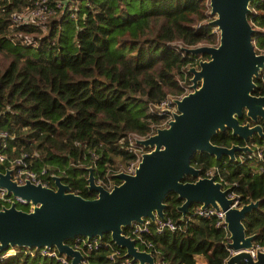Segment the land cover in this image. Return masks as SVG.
Instances as JSON below:
<instances>
[{"label": "trees", "instance_id": "16d2710c", "mask_svg": "<svg viewBox=\"0 0 264 264\" xmlns=\"http://www.w3.org/2000/svg\"><path fill=\"white\" fill-rule=\"evenodd\" d=\"M30 2L0 0V130L8 134L3 151L9 157L26 151L31 167H48L43 177L48 186H54L52 174H57L72 191L94 197L96 192L87 188V167H93L96 179L118 181L112 173L134 157L127 135L148 136L161 119L149 111V104L180 94L190 82L187 69L199 55L183 47L218 42V30L209 22V0H76L74 18L68 9L54 6L42 20L11 25L10 14ZM48 2L52 5L53 0ZM249 7L253 41L256 50L264 52V0H252ZM254 82L253 93L263 95L264 68ZM247 120L254 123L245 114L239 119ZM258 122L264 130L263 119ZM262 139L254 133L245 141L226 128L213 134L211 141L230 146ZM239 154L238 150L235 158L216 159L196 151L191 164L200 175L218 166L223 183L236 182L232 187L241 204L258 200L243 224L247 234H254V244H261L264 173L255 171L249 159H239ZM7 166L8 162L0 164V170ZM182 201L175 192L164 197L165 216L183 229L151 228L142 235L151 246L139 239L136 245L150 251L160 264H197L198 255L206 264H225L231 254L228 230L217 225L214 216L191 215L199 203L181 217L177 207ZM19 206L29 209V204ZM129 230V225L123 227L124 233L130 234ZM98 238L107 244L80 247V264H122L124 249L109 233ZM66 242L74 245V239ZM14 247V253L11 248L7 250L11 254L0 257V264H63L35 248ZM113 250L118 253L111 258ZM128 258L130 264H139Z\"/></svg>", "mask_w": 264, "mask_h": 264}, {"label": "water", "instance_id": "95a60500", "mask_svg": "<svg viewBox=\"0 0 264 264\" xmlns=\"http://www.w3.org/2000/svg\"><path fill=\"white\" fill-rule=\"evenodd\" d=\"M251 1L209 0V22L218 30V42L183 47L187 53L206 56L187 69L191 90L173 98L175 109L166 126L137 140L148 149L141 153L133 173L113 174L118 182L110 189L96 181L92 166L87 167V188L96 192L94 197L72 191L57 174H52L54 186H48L30 180L18 183L11 168L0 170V186L6 194L19 196L32 206L24 209L12 200L0 207V251L14 246L55 248L70 257L69 264H80L82 251L66 240L109 233L124 249V257L139 264H160L150 251L139 248L123 227L145 218H163L164 197L175 192L183 200L177 207L181 217L194 203L224 211L228 246L233 250L225 264H264V251L256 248L255 257L251 255L254 234H247L243 224L245 214L258 200L232 205L229 187L214 175H200L191 164L196 151L219 159L223 155L235 158L236 151L251 149L247 143H213L211 138L217 131L229 128L245 141L254 133L264 138L258 122L259 118L264 121V94L253 93L254 77L264 68V52H258L253 41L255 28L248 18ZM244 114L254 123H241ZM185 175L195 179L184 180Z\"/></svg>", "mask_w": 264, "mask_h": 264}, {"label": "built area", "instance_id": "2783aa9c", "mask_svg": "<svg viewBox=\"0 0 264 264\" xmlns=\"http://www.w3.org/2000/svg\"><path fill=\"white\" fill-rule=\"evenodd\" d=\"M29 4L25 5L19 10L13 11L10 14V20L11 25L21 24V23H29V22H37L39 20H42L46 17V15L52 10L54 6L61 10L68 9V16L69 17H76L75 12V4L73 3L76 0H53L52 5L48 2V0H31ZM67 4V6H66ZM67 7V8H66ZM197 26H199V23H197ZM201 55L196 59L195 64L197 65L198 61L201 59ZM190 83V82H189ZM188 85L183 86V91L180 94L177 95H168L159 102L156 103H150L149 104V111L157 113L161 116V119L159 123L156 124L155 128L151 129L150 133L155 132L156 128L166 126L168 121L172 117V111L175 109V104L173 103V98H180L185 93L191 90V88ZM8 134L5 130H0V139L3 138L2 144L0 145V164L4 162H8V166L6 168L12 169V178H14L18 183H24L27 180H30L34 183L41 182L45 185H47L43 181V177L47 174L48 167L42 166L38 169H35L31 167V162L29 159V153L26 151L21 152L19 155H15L13 157H9L3 149L6 147L5 139L7 138ZM147 137V135H141L135 132H130L127 135L128 139V147L129 150L134 152V157L126 164L119 166L113 173V174L124 171L127 173H133L135 170L136 165L138 164L141 153L144 152L147 148L144 147L141 144H138L137 140ZM1 141V140H0ZM249 147L251 148L248 151L241 152L239 154V159H249L255 167V171L264 173V138L261 141H252L251 143H247ZM5 168V169H6ZM4 169V170H5ZM60 172L63 171L62 169L59 170ZM218 166H212L211 168L206 170L205 176L209 175H217L219 172ZM227 171V169H226ZM114 177V176H113ZM216 177V176H215ZM217 180H219L224 187H229L228 196L233 198L232 205L234 206H240V194L234 190L232 187L233 184L236 182H222V177H219L217 175ZM112 178V177H111ZM97 182L103 184L106 188L110 189L116 182H118L115 179H110L106 182H104L102 179L97 178ZM0 200H2V205H6L4 202H7L8 204L15 200L20 205L29 204L25 201V199L19 197V196H11L6 194V189L2 186H0ZM7 204V205H8ZM31 208V206L29 207ZM191 215H199L204 217H211L214 216L216 218V224L222 225L226 228V223L224 221V211L222 209H216L213 206H207L202 207L200 204H197L193 207ZM189 214V215H190ZM187 216V219L190 218V216ZM130 235L134 237L135 239H139V241L146 245V247L151 246V242L144 239L142 236L144 233H149L151 228H154L156 231H162L165 228H168L170 230H177V229H183L180 223L176 222L172 218L165 216L163 218L156 217L155 220H151L150 218H145L142 222L133 221L130 225ZM106 245L107 243L102 242L98 237L94 236L91 238H87L85 236H77L74 238V245L75 247L79 248L82 246L86 247H97L100 245ZM259 248L260 250L264 251V242L261 244H254V247L250 249V253L253 257H255V249ZM15 250L12 251L14 253ZM39 253L46 254L49 256L56 257L59 261H61L63 264H69L70 259H68L65 254L59 253V251L55 248H45L42 247L38 249ZM230 252L233 253V250L230 248ZM118 253L117 250H113L110 253V257L113 258ZM9 253L7 251H4L0 253L1 256L8 255ZM122 264H130V259L128 257H123Z\"/></svg>", "mask_w": 264, "mask_h": 264}, {"label": "rangeland", "instance_id": "374dc122", "mask_svg": "<svg viewBox=\"0 0 264 264\" xmlns=\"http://www.w3.org/2000/svg\"><path fill=\"white\" fill-rule=\"evenodd\" d=\"M77 5V2L75 1L74 3H73V5ZM182 83H184V84H187L185 81H182ZM31 205H29V207H30ZM32 207V206H31ZM13 249V250H15V247H10V248H8V249H6L5 251H7V250H9V249ZM197 264H206V261H205V259H204V257L202 256V255H198V261H197Z\"/></svg>", "mask_w": 264, "mask_h": 264}, {"label": "flooded vegetation", "instance_id": "af4514ba", "mask_svg": "<svg viewBox=\"0 0 264 264\" xmlns=\"http://www.w3.org/2000/svg\"><path fill=\"white\" fill-rule=\"evenodd\" d=\"M252 124V123H251Z\"/></svg>", "mask_w": 264, "mask_h": 264}]
</instances>
